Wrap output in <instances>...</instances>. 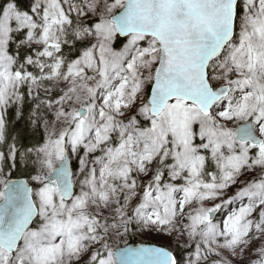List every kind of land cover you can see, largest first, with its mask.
I'll list each match as a JSON object with an SVG mask.
<instances>
[{
  "label": "snow or ice",
  "instance_id": "snow-or-ice-1",
  "mask_svg": "<svg viewBox=\"0 0 264 264\" xmlns=\"http://www.w3.org/2000/svg\"><path fill=\"white\" fill-rule=\"evenodd\" d=\"M0 264H264V0H0Z\"/></svg>",
  "mask_w": 264,
  "mask_h": 264
},
{
  "label": "trees",
  "instance_id": "trees-1",
  "mask_svg": "<svg viewBox=\"0 0 264 264\" xmlns=\"http://www.w3.org/2000/svg\"><path fill=\"white\" fill-rule=\"evenodd\" d=\"M8 119L9 121L11 122L10 123V130L11 129H16V130H23L25 128V125H24V122L21 121L19 123H16L14 120H13V116H12V112L11 110L9 111V115H8ZM15 178V177H14ZM19 178H23V177H19ZM140 242L137 237L135 236H130L128 238V244H133V243H138ZM142 242V241H141ZM143 243H149V242H143Z\"/></svg>",
  "mask_w": 264,
  "mask_h": 264
},
{
  "label": "rangeland",
  "instance_id": "rangeland-1",
  "mask_svg": "<svg viewBox=\"0 0 264 264\" xmlns=\"http://www.w3.org/2000/svg\"><path fill=\"white\" fill-rule=\"evenodd\" d=\"M135 237H137V239L141 242H152V238L149 236H141V235H133ZM128 243V238L126 240L123 241H118L119 246H124Z\"/></svg>",
  "mask_w": 264,
  "mask_h": 264
},
{
  "label": "water",
  "instance_id": "water-1",
  "mask_svg": "<svg viewBox=\"0 0 264 264\" xmlns=\"http://www.w3.org/2000/svg\"><path fill=\"white\" fill-rule=\"evenodd\" d=\"M141 243H133V244H128V245H126V246H132V247H135V246H138V245H140ZM123 247H125V246H123ZM123 247H121V248H123Z\"/></svg>",
  "mask_w": 264,
  "mask_h": 264
}]
</instances>
